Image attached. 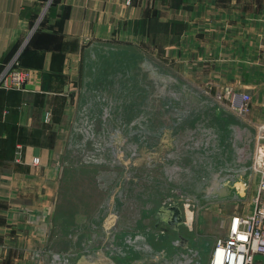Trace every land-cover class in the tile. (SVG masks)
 I'll return each instance as SVG.
<instances>
[{
  "label": "crops",
  "instance_id": "obj_1",
  "mask_svg": "<svg viewBox=\"0 0 264 264\" xmlns=\"http://www.w3.org/2000/svg\"><path fill=\"white\" fill-rule=\"evenodd\" d=\"M108 43L153 49L211 94L249 95L231 125L259 139L264 0H0V74L20 49L29 74L22 89H0V264L147 263L108 244L109 227L96 217L82 246L59 212L83 61Z\"/></svg>",
  "mask_w": 264,
  "mask_h": 264
},
{
  "label": "rangeland",
  "instance_id": "obj_2",
  "mask_svg": "<svg viewBox=\"0 0 264 264\" xmlns=\"http://www.w3.org/2000/svg\"><path fill=\"white\" fill-rule=\"evenodd\" d=\"M155 53L118 43L89 48L59 212L82 246L96 217L93 224L109 227L108 244L142 253L146 264H209L231 218L251 208L260 175L250 150L264 155V129L255 144L239 135L231 124L248 111L249 102L246 111L234 107L242 95L211 94ZM174 204L185 250L156 219Z\"/></svg>",
  "mask_w": 264,
  "mask_h": 264
},
{
  "label": "built area",
  "instance_id": "obj_3",
  "mask_svg": "<svg viewBox=\"0 0 264 264\" xmlns=\"http://www.w3.org/2000/svg\"><path fill=\"white\" fill-rule=\"evenodd\" d=\"M129 5V1L126 3ZM21 49L11 58L0 74V89H22L29 74L19 67ZM250 101L248 95L234 103L235 109L246 111ZM50 121L47 113L45 122ZM264 129V126L260 130ZM261 139V137H260ZM264 152V151H261ZM37 159L34 160V164ZM253 171L260 175L255 196L248 214H238L231 218L227 236L216 241L209 264H264L254 260L256 256L264 257V155H257L253 162Z\"/></svg>",
  "mask_w": 264,
  "mask_h": 264
},
{
  "label": "water",
  "instance_id": "obj_4",
  "mask_svg": "<svg viewBox=\"0 0 264 264\" xmlns=\"http://www.w3.org/2000/svg\"><path fill=\"white\" fill-rule=\"evenodd\" d=\"M186 220L189 218V211L186 210L185 213ZM156 219L158 222L166 224L169 226V230L171 232H175L178 234L179 245L182 249H187L188 240H186L180 234V227L184 224L182 211L177 204H174L171 207L161 208L158 210ZM254 260H262L264 261V257L256 256Z\"/></svg>",
  "mask_w": 264,
  "mask_h": 264
}]
</instances>
